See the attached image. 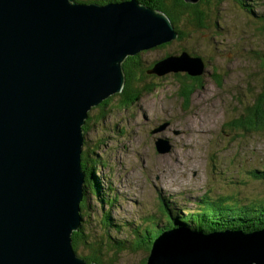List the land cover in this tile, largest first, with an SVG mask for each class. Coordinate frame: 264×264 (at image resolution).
Returning <instances> with one entry per match:
<instances>
[{"label":"water","instance_id":"1","mask_svg":"<svg viewBox=\"0 0 264 264\" xmlns=\"http://www.w3.org/2000/svg\"><path fill=\"white\" fill-rule=\"evenodd\" d=\"M177 36L165 13L137 0H0V264H96L76 254L72 238L86 193L83 126L123 90L128 57ZM193 60L201 62L184 53L148 72L202 74ZM168 142L160 139L158 151ZM146 264H264V228L173 229Z\"/></svg>","mask_w":264,"mask_h":264},{"label":"rangeland","instance_id":"2","mask_svg":"<svg viewBox=\"0 0 264 264\" xmlns=\"http://www.w3.org/2000/svg\"><path fill=\"white\" fill-rule=\"evenodd\" d=\"M209 13L207 29L188 28L190 37L141 52L148 67L180 58L183 48L201 56L192 64L202 72V86L187 102L176 72L165 67L157 72L162 81L155 79L161 84L136 104L123 108L115 101L103 117L92 111L83 152L97 163L94 170L89 165L92 187L85 183L82 200L88 245L78 251L81 258L98 242L104 264H141L148 250L112 247L115 240H127L131 247L134 228L162 221L161 197L184 216L186 210H200L203 198L231 205L264 203V178L253 176L264 171V130L231 126L264 91V0H222ZM160 139L169 141V151H158ZM105 198L114 201L109 205Z\"/></svg>","mask_w":264,"mask_h":264},{"label":"trees","instance_id":"3","mask_svg":"<svg viewBox=\"0 0 264 264\" xmlns=\"http://www.w3.org/2000/svg\"><path fill=\"white\" fill-rule=\"evenodd\" d=\"M85 3H97L100 5H107L111 3H122L129 0H77ZM142 5H146L154 10L165 13L172 21L177 33V41L184 40L191 36V32H185L186 29H194L202 31L208 28L210 9H213L214 4H220L222 0H200L197 4H188L184 0H137ZM242 1V0H240ZM264 19V15L262 16ZM192 31V30H190ZM173 41L158 46L155 49H166L170 46ZM152 49V50H155ZM191 51V50H190ZM187 49H181L179 52L183 55L184 53L197 55L190 53ZM178 52V53H179ZM141 54V53H140ZM132 56L127 58L123 64L125 85L120 93H117L107 100L103 101L98 106L94 107L86 120L83 129L85 134L89 131L88 122L92 119V111L99 110L100 112L106 113L108 107L110 108L113 102H117L116 106L129 108L136 104L146 93H152L161 84L156 83L155 79L162 81V76L151 73L148 74L150 69H153L160 60H157L152 66H145L141 61V55ZM180 56V54H178ZM196 57V56H195ZM197 58L202 59L201 56L197 55ZM262 67H264V55L260 58ZM176 79L181 87L180 96L187 102L193 91L202 86V77L200 75L192 76L189 73L182 75V72L174 73ZM264 80V79H263ZM219 81V80H217ZM264 90V89H263ZM106 111V112H105ZM237 129H247L253 131L264 130V91L254 100L253 105L250 108L245 109L243 116L234 121L231 126ZM97 162H93L87 153L83 152L82 155V166L86 173V176L90 175L89 165L93 167ZM105 165V164H104ZM253 176L257 179L264 178L263 172H254ZM86 177V183H89L92 187V182L88 181ZM88 181V182H87ZM86 185V184H85ZM105 202L111 205L113 199H103ZM162 203L160 204L161 212L163 213L162 221L153 223L151 226L139 225L133 229L135 239L131 242V247L127 246L129 243L127 240H115L113 245L114 250L122 251L124 249H134L135 251L152 250L155 240L161 235L162 232L171 231L173 229L184 228L190 229L196 233L209 235L216 232L225 231H242L244 233H251L264 228V203L255 200L252 203L240 205L230 204L228 201L220 202L202 199L203 204L200 210H186L188 215L184 216L180 210H173L168 204L166 197H161ZM82 210H87L86 204H81ZM166 211H165V210ZM178 225V226H177ZM73 247L78 255V251L83 245L87 244L85 232L81 227L80 230L74 232L72 235ZM91 252L84 256L89 263L104 264L103 262V246L100 243H94L90 245ZM148 258V257H147ZM145 258L141 264L147 263Z\"/></svg>","mask_w":264,"mask_h":264},{"label":"flooded vegetation","instance_id":"4","mask_svg":"<svg viewBox=\"0 0 264 264\" xmlns=\"http://www.w3.org/2000/svg\"><path fill=\"white\" fill-rule=\"evenodd\" d=\"M141 55V54H140ZM106 112V111H105ZM93 113H98L96 117L100 116V117H103L104 113L103 112H100L99 110L93 112ZM107 113V112H106Z\"/></svg>","mask_w":264,"mask_h":264},{"label":"bare ground","instance_id":"5","mask_svg":"<svg viewBox=\"0 0 264 264\" xmlns=\"http://www.w3.org/2000/svg\"><path fill=\"white\" fill-rule=\"evenodd\" d=\"M189 63V62H188ZM181 66V65H180ZM85 146V145H84ZM87 177V176H86ZM86 196V195H85ZM85 202V201H84ZM83 203V202H82ZM83 214V213H82ZM178 226V225H177ZM181 228V227H180ZM185 228V227H184ZM165 233V232H164Z\"/></svg>","mask_w":264,"mask_h":264}]
</instances>
